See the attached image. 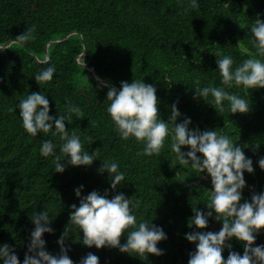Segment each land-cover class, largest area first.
Returning <instances> with one entry per match:
<instances>
[{
    "label": "trees",
    "instance_id": "obj_1",
    "mask_svg": "<svg viewBox=\"0 0 264 264\" xmlns=\"http://www.w3.org/2000/svg\"><path fill=\"white\" fill-rule=\"evenodd\" d=\"M189 3L0 0V44L9 47L0 53V246L13 247L21 264L35 228L31 217L42 210L49 213V226L54 229V233L43 234L46 250L60 254L57 240L69 223L71 206H79L74 189L80 185H84L82 195L107 190L108 198L123 192L138 200L137 222L147 220L162 227L168 238L157 245L163 255H140L112 247L88 248L82 244L83 232L71 226L65 247L74 264H80L89 252L99 257V264H188L196 244L187 241L185 234L221 229L222 221L213 219L206 229L188 227L193 208L209 211L211 178L179 166L170 136L161 153L151 157L137 156L143 145L135 139H120L107 113L110 101L106 96L109 85L119 90L122 81L144 80L155 86L163 120L169 119L176 103L181 113L178 123L191 118L192 129L227 135L253 161L254 173L244 174L247 186L243 198L250 201L253 194L264 192V170L258 164L264 158V88H226L249 101L248 113L221 112L210 104L211 96L207 101L193 98L198 87H223L215 53L232 56L234 67L256 53L250 29L257 18L264 20V0H199L196 10L190 9ZM28 29L32 39L17 41ZM56 39L60 41L54 42ZM46 49L48 64L41 63ZM49 64L56 66L57 73L51 82L40 85L35 75ZM32 92L47 96L50 115L66 114L68 100L81 107L84 118L73 115L72 123L65 122L67 130L70 134L75 130L84 149L90 154L96 151L100 159L91 166L69 165L63 173L55 172L54 157L42 156L40 149L44 141L52 140L56 154L62 155L59 147L63 141L51 133L32 136L19 116L18 102ZM188 150L182 147V151ZM103 161H118L125 175L116 190L111 189L108 172L98 171ZM133 230L121 235L122 245ZM226 244L232 248L225 247V259L229 251L244 254L243 242L235 237ZM258 245H264V229L253 247Z\"/></svg>",
    "mask_w": 264,
    "mask_h": 264
},
{
    "label": "clouds",
    "instance_id": "obj_2",
    "mask_svg": "<svg viewBox=\"0 0 264 264\" xmlns=\"http://www.w3.org/2000/svg\"><path fill=\"white\" fill-rule=\"evenodd\" d=\"M189 7L192 10L198 9L199 0H190ZM31 31L28 29L25 34L18 36L17 41L27 42L32 39ZM250 31L251 43L256 53L249 54L250 58L235 67L232 56L215 53L219 57L216 63L223 87H198L194 99L203 98L207 101L211 96V105L221 112L227 110L230 114L250 111V103L246 98L226 90L233 86H243L246 89L264 88V20L257 18ZM7 49L9 47L6 43L0 44V53ZM49 60V57H45L41 63L48 64ZM56 73V66L49 64L48 67L40 69L35 79L41 85L51 82ZM104 86L107 87V84ZM106 98L110 101L107 113L114 122L120 139H135L143 145L137 156H158L165 146V140L170 136L171 148L179 166L191 167L207 173L211 178L212 195L210 203L207 204L209 211L193 208L194 216L189 219L188 227L206 229L210 219L222 221V227L215 233L194 230L185 234L187 241L196 244V250L189 253L188 264H264V245L253 247L257 234L264 229V192L253 194L250 201L243 198V190L247 186L244 174L254 173L255 169L252 159L246 157L242 148L227 135L217 131L190 128L191 118H185L178 123L181 113L176 103L171 106L169 119L163 120L158 108L160 100L157 89L152 84H146L144 80H133L131 83L122 81L119 90L115 87L109 88ZM17 108L27 133L34 137L40 133H51L53 136L59 135L63 141L59 147L62 155L56 154L57 145L52 140L44 141L40 149L42 156L54 157L55 172L63 173L69 165L91 166L96 159H100L96 151L90 154L84 149L81 137L75 130L71 134L67 130L65 122L72 123L73 115L78 119L84 118L81 107L70 100L66 103V114L63 115L49 114L50 101L42 92H32L21 99ZM88 139L93 142L91 137ZM184 146L190 150L182 151ZM63 160L66 163H62ZM258 164L264 170V158ZM98 171L101 174L108 172L112 190H116L126 179L120 171L118 161H103ZM83 190L84 185L74 189L79 206H71L69 223L57 240L60 254L49 253L43 239L44 233H54V229L49 226V213L42 210L31 217L35 228L31 232V242L23 264H74L67 254L69 249L65 247L71 226L83 232L82 244L88 248L112 247L119 248L121 252H136L140 255L164 254V250L157 245L167 240V234L162 227L152 222H137L135 212L139 205L138 200L133 201L132 197L129 198L123 192L108 198L107 190L103 194L93 190L82 195ZM129 228L134 230L127 233L126 243L122 245L120 237ZM233 237L243 242L244 254L229 251L225 259L222 255L225 247L232 248L226 241ZM0 264H21L15 249L8 244L0 246ZM80 264H99V257L89 252L81 259Z\"/></svg>",
    "mask_w": 264,
    "mask_h": 264
},
{
    "label": "water",
    "instance_id": "obj_3",
    "mask_svg": "<svg viewBox=\"0 0 264 264\" xmlns=\"http://www.w3.org/2000/svg\"><path fill=\"white\" fill-rule=\"evenodd\" d=\"M72 34V33H71ZM70 34H68V35H66L63 39H65V38H67L68 36H69ZM62 39V40H63ZM54 42L56 41H60V39H56V40H53ZM46 53H45V57H47V49H46V51H45ZM85 52V49H84V51H83V53ZM86 69H88V70H90L91 71V73L93 74V76H94V78L97 80V81H99V82H102L101 81V79L94 73V71H93V69L91 68V67H87V66H84ZM109 86H111V87H114V86H112V85H109ZM116 88V87H115ZM118 90V89H117Z\"/></svg>",
    "mask_w": 264,
    "mask_h": 264
}]
</instances>
